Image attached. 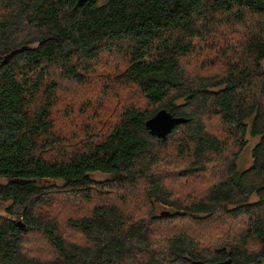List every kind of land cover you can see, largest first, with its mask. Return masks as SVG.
I'll list each match as a JSON object with an SVG mask.
<instances>
[{"label":"trees","instance_id":"obj_1","mask_svg":"<svg viewBox=\"0 0 264 264\" xmlns=\"http://www.w3.org/2000/svg\"><path fill=\"white\" fill-rule=\"evenodd\" d=\"M78 3L0 0V203H10V217H0V264H262L264 0ZM220 23L234 29L231 37L218 30ZM202 46L226 69L192 78L185 62L200 56ZM104 53L127 57V69L111 77L112 85L134 87L146 106L123 104L110 131L69 142L57 114L68 117L81 94L68 99L63 86L82 90ZM89 101L84 114L97 108ZM161 110L187 120L165 140L146 128ZM214 117L241 136L240 151L251 118V134L260 137L253 165L238 173L239 151L219 182L209 170L228 146L209 130L207 118ZM172 140L187 164L180 178L208 175L213 182L186 201L165 184L158 167L160 152ZM94 173L110 179L98 182ZM140 181L147 202L174 214L134 216L107 197L111 186L136 191ZM70 196L98 204L83 217L78 208L53 214ZM124 197V205L132 201L125 194L118 199ZM171 219L188 224L163 240L154 238L162 235L155 228ZM34 235L52 251L50 257L30 250Z\"/></svg>","mask_w":264,"mask_h":264},{"label":"rangeland","instance_id":"obj_2","mask_svg":"<svg viewBox=\"0 0 264 264\" xmlns=\"http://www.w3.org/2000/svg\"><path fill=\"white\" fill-rule=\"evenodd\" d=\"M249 24L251 27H253V23L250 22ZM222 29L224 28L220 23V27L218 28V30L222 31V34L225 37H231L234 33V29L230 31ZM237 29L241 31L240 27H237ZM202 47V54L200 56H195L196 58L193 56L185 62V66L188 72L187 74H190L191 77L194 78L197 74L205 73L210 75H217L223 72L226 69V66H224V64H218V58L215 56V54L210 53L206 46ZM262 65L264 69V62ZM127 66V57L117 53H104L100 62L94 66L93 71L88 75V84H85L82 90H80L75 84L63 86L65 87L64 91L66 92V97L68 99H74V97L78 95V93L81 94V99L79 100L78 104L75 105V108L71 110L70 106L68 107V113L71 115L68 116L69 118L65 117V115H63V112L61 113V111L57 114L58 128L60 129L61 134L68 138L69 142L75 141L76 138L87 139L88 136H91V134L98 133L99 135H103L105 134V131H110V128L120 120L119 111L123 104L132 101L137 102L141 107L145 108L146 104L144 98L134 87H129L127 86V84H123L120 82L116 83V89L114 88L115 86L112 85V78H115L117 75L124 73L127 69ZM100 75H104L102 82H100ZM103 83L107 84L108 87L104 86ZM101 84L103 86L100 88ZM105 91L108 92V97H106V99L104 97H101V94ZM89 100H91L92 102L94 100L97 108L95 109L94 107L90 112L84 114L82 112V109H85L86 106L91 103ZM97 101L100 103V105H102V108H98L99 104H97ZM207 123L209 130L215 135L219 136L228 146L226 153L223 156L216 158L210 166L209 172L216 173L214 176H211V178H215V181L219 182L224 178V173L222 172H224L226 163L234 160V155L240 151L238 140L241 136H239L234 129H231L230 127L224 125L220 118L214 117L211 120L207 118ZM251 123L252 118L248 120V132L245 137L247 143L245 147L239 152V156L237 158L236 163L238 173L247 170L253 165V150L260 141L259 136H253L251 134ZM160 155L161 157L158 162V167L162 172L163 178L166 177L165 184L167 183L173 190V193L176 194L178 198H182L183 201L188 200L193 195H200L201 191L205 187L209 188L213 184V182L210 181L212 179H210V176L208 175L201 176L195 180L189 179L187 182L185 181L186 179L183 180L182 178H180L178 173L187 164L185 163V160H182L180 158L173 140L168 144L166 148H164L163 151L160 152ZM91 177L94 180L102 183L110 179V176L101 173L91 174ZM144 186L145 184L143 181H140L136 191H134V189L130 186L122 188L120 186H115L114 188L113 186H111L112 191L108 194L107 197L109 198V200L113 199L114 203L129 208L134 216L144 217L148 211H152L154 215L158 216H161L162 212H170L174 214L173 209L170 207H165L156 203L151 205L150 202H147L142 196V189L144 188ZM123 194L128 195V201L131 199L132 201L128 204L126 201V205H124L123 200H125L126 197L121 200L118 199V197L122 196ZM97 204L98 203L95 199L92 201V203H87L85 201H82V199L70 196L67 200H63L60 202L59 207L55 208L53 214H56V211H58L62 207H68L72 210H75L76 208L81 209L78 212V215L80 217H83L84 215H89L94 205ZM9 205L10 203H0L1 218L10 217L7 213V208L9 207ZM186 224H188V221L185 219L167 220L161 223L159 228H155V232L159 231L162 233V235H155L154 238L163 240L164 234H169L173 231H177L180 229L179 225L183 226ZM64 233H66V229L64 230ZM74 238L81 240V237L79 235L75 236ZM30 243L31 245H29L28 247L30 248V250H32V252L41 254L45 258L51 256L50 252L52 251L47 248L41 237L34 235L33 238H31ZM262 264H264V260Z\"/></svg>","mask_w":264,"mask_h":264},{"label":"water","instance_id":"obj_3","mask_svg":"<svg viewBox=\"0 0 264 264\" xmlns=\"http://www.w3.org/2000/svg\"><path fill=\"white\" fill-rule=\"evenodd\" d=\"M87 0H79L78 6H82ZM187 120L180 117H175L167 110H161L154 117L146 121V128L150 134L161 138L167 139L169 134L179 125L186 123ZM170 212H162L161 216H169ZM225 264H233L228 260Z\"/></svg>","mask_w":264,"mask_h":264}]
</instances>
